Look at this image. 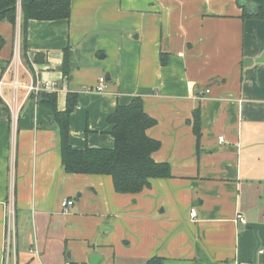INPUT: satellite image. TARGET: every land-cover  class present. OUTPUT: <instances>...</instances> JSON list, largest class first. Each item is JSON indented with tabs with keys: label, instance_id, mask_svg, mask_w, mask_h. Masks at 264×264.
Returning <instances> with one entry per match:
<instances>
[{
	"label": "crops",
	"instance_id": "crops-1",
	"mask_svg": "<svg viewBox=\"0 0 264 264\" xmlns=\"http://www.w3.org/2000/svg\"><path fill=\"white\" fill-rule=\"evenodd\" d=\"M245 9L251 14L255 5L71 0L67 19L29 20L30 67L20 54L19 80L55 82L60 111L66 94H77L70 145L113 148L107 118L138 96L156 120L146 130L160 143L152 159L167 163L170 177L121 194L107 175L65 172L50 111L19 88L13 142L9 109L0 101V264L11 193L15 264H89L91 253L101 255L98 264H145L153 256L162 264H264V20L244 17ZM16 18L20 23V9ZM0 36L3 65L14 38L6 20ZM100 76L106 86L95 93ZM3 99L11 102L9 87ZM196 108L198 150L187 123ZM64 199L74 202L66 212Z\"/></svg>",
	"mask_w": 264,
	"mask_h": 264
},
{
	"label": "trees",
	"instance_id": "trees-1",
	"mask_svg": "<svg viewBox=\"0 0 264 264\" xmlns=\"http://www.w3.org/2000/svg\"><path fill=\"white\" fill-rule=\"evenodd\" d=\"M256 5L253 13L244 17L264 20V0H244ZM239 2V1H237ZM17 0H0V21L6 20L11 26L16 24ZM71 0H20V35L21 57L30 67L27 48V24L29 20H57L70 16ZM4 39L0 36V49ZM69 47L63 50V74L68 73ZM34 62H43L35 55ZM161 55L160 63L164 64ZM8 64L5 63V66ZM5 66H1L3 71ZM1 71V72H2ZM37 103L47 108L53 121L59 128L60 159L64 171L75 174H99L111 178L113 189L121 194H136L150 186L151 179L170 177V167L165 162H156L151 154L157 150L160 143L147 136L146 130L155 125L156 120L143 109L140 97H134L126 105H117L108 116L111 125L110 135L113 137V148L85 147L75 149L69 143L70 115L77 104V94L68 92L63 110L57 109V93L42 91L38 94ZM191 123L196 137V149L200 140L199 108L192 112ZM77 264V263H70ZM88 264V263H82ZM145 264H162V258L153 256Z\"/></svg>",
	"mask_w": 264,
	"mask_h": 264
},
{
	"label": "built area",
	"instance_id": "built-area-1",
	"mask_svg": "<svg viewBox=\"0 0 264 264\" xmlns=\"http://www.w3.org/2000/svg\"><path fill=\"white\" fill-rule=\"evenodd\" d=\"M16 9H20V0H17ZM20 23L19 19L16 18V24L14 27V38L12 46V56L10 63L4 67L1 76H0V101H3L9 109L10 113V128H11V142L15 139V133L18 123V111L21 107V103L17 102V95L19 88H23L25 91V97H32L36 102L38 99V94L42 91L52 92L56 88L55 82L48 81H35L30 78L24 84L19 80V67H21L20 62ZM105 78L100 76L98 78L97 85L94 86L91 90L95 93H103L105 88ZM5 87H9L12 93L11 102H7L3 99V90ZM205 92H208L206 90ZM72 199H64L60 203L62 212H66L70 206L73 205ZM189 218L193 219L196 215L194 207H191L189 210ZM236 219L245 223V219L242 215L238 214ZM35 252V250H34ZM37 252V251H36ZM17 259V228H16V219H15V205L13 194H9V197L6 201V227H5V238L3 246V260L4 264H15Z\"/></svg>",
	"mask_w": 264,
	"mask_h": 264
},
{
	"label": "water",
	"instance_id": "water-1",
	"mask_svg": "<svg viewBox=\"0 0 264 264\" xmlns=\"http://www.w3.org/2000/svg\"><path fill=\"white\" fill-rule=\"evenodd\" d=\"M256 8V5H255ZM1 62H0V66H1ZM3 66H5V63L3 64ZM101 260V255L97 254V253H91L88 255V262L89 264H98Z\"/></svg>",
	"mask_w": 264,
	"mask_h": 264
}]
</instances>
